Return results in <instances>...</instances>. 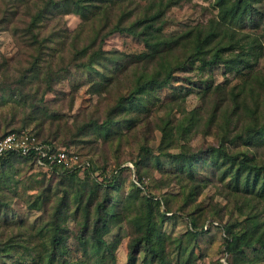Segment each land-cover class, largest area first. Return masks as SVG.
Segmentation results:
<instances>
[{
  "label": "rangeland",
  "instance_id": "1",
  "mask_svg": "<svg viewBox=\"0 0 264 264\" xmlns=\"http://www.w3.org/2000/svg\"><path fill=\"white\" fill-rule=\"evenodd\" d=\"M147 1L0 0V128L31 127L55 146L89 157L106 176L128 165L108 190L105 224L93 234L101 187L83 174L69 179L10 156L0 166V264H264V177L236 178L234 164L206 153L221 145L264 164V135L249 145L233 138L264 123V0L226 24L258 43V59L237 70L220 63L175 66L192 48L186 29L218 18L214 0H181L165 10L160 34L172 48L161 59L138 58L146 48L136 37L107 34L122 12L130 13L124 24L141 16ZM79 5L99 8L82 17ZM94 49L101 51L99 62L83 66ZM168 68L166 87L114 108L136 82L162 77ZM197 149L202 158L193 165L176 154ZM139 152L140 183L130 166ZM56 208L63 211L61 242L52 248ZM146 220L152 228L147 243ZM222 225L244 232L243 253L225 252Z\"/></svg>",
  "mask_w": 264,
  "mask_h": 264
},
{
  "label": "trees",
  "instance_id": "2",
  "mask_svg": "<svg viewBox=\"0 0 264 264\" xmlns=\"http://www.w3.org/2000/svg\"><path fill=\"white\" fill-rule=\"evenodd\" d=\"M112 2H121L123 0H109ZM255 0H214L215 6L218 9V18H211L205 23L198 22L194 25H191L186 29L185 35L188 37L192 35L193 43L192 48L185 51L184 58L175 64L179 68H184L191 65L194 62H198L205 67H212L213 65L223 64L227 70H237L240 65L244 67H250L251 61H256L260 55V52L257 50L258 43L255 42L253 38L247 39V35L236 33L234 29L228 28L226 26L230 21H240L243 19V16L249 15L251 12L252 2ZM181 0H148L147 3L143 6L145 9L142 11V15L138 16L136 19L129 21L127 24H124L122 20L127 19L130 16V13L122 12L120 18L117 22L110 25V29L107 32H117L129 34L133 37L138 38L143 45L145 50L141 51L136 55L140 59H149V58H158L161 59L165 54L171 50V44L166 40L161 34L160 30L162 28L163 22L165 21L164 12L166 9L174 6H179ZM48 5V3H47ZM49 6H56V2L50 3ZM80 6V15L84 17L86 13H97L99 5H95V10H89L90 6ZM142 6V5H141ZM45 10L42 9L41 11ZM106 35V34H105ZM85 52V47L81 48V53ZM101 51L99 49H94L91 51L83 66L95 64L99 62ZM171 68L163 72L162 77H158V74L152 75L145 78L139 82H136L132 91L126 96H121L115 103L114 108H117L119 111L123 110L124 106L130 107L131 104L138 102L140 99V94L144 92H149L152 89H160L166 87L167 84L171 81ZM124 101L125 103H122ZM109 120L105 121L103 125L106 124ZM103 125L98 127L106 128ZM23 127L28 128L37 138L45 142L46 144L54 145L52 141L45 138L39 137V135L34 131L33 128L28 126H20L15 128H10L3 130L0 128V133H6L9 131H15ZM97 127V126H96ZM163 136L166 137L168 130L163 126L161 128ZM261 135H264V123L258 127L254 125L248 127L244 130L243 134L236 133L233 138L239 139L244 144L249 145L254 142ZM69 151L78 153L77 151L70 149L68 147L62 146ZM141 151H148L147 147L141 146ZM202 150L197 149L194 152L179 151L177 155H183L186 158L188 164L193 165V162L199 158H202ZM211 153L215 157L220 156L225 159L227 162L234 164L235 166V177L238 178L240 173L253 175H260L264 177V164H257L254 161V156L248 151H238L233 154L227 153L221 145L210 146L206 153ZM205 154V153H204ZM16 155L22 158H27L19 153H7L0 155V166L5 165L8 162L10 156ZM159 155L173 156V153H160ZM175 155V154H174ZM88 164L82 168L74 169H63L60 166L53 165L50 167V171L54 174L66 178H73L77 174H83L90 177L99 187L105 191V196L103 202L96 206V217L94 219V232L105 224L103 214L105 213V204L104 202L108 199L109 193L108 190H112L117 187V177L118 173L121 170L126 168L123 165L112 172L109 175H104L102 168L98 167L92 163L89 157L86 158ZM142 162V157L140 152L138 153L136 159L133 163L130 164L133 170V176L135 180L140 183V175L138 173L139 163ZM142 186V184H141ZM137 190L140 188L137 185ZM144 189V188H143ZM144 195L146 197L152 198V195L145 189ZM63 217V211L60 208H56L53 213L52 225L54 231L50 236L51 247L54 248L61 242V230L62 225L60 224ZM189 226L193 230L195 224L193 218L188 216ZM98 223V224H97ZM205 228V227H204ZM152 231L151 222L146 220L144 239L145 243L149 242L150 233ZM222 231L225 233L224 237V250L227 253L240 254L244 250L241 246L243 233H236L228 230L225 226L222 225ZM96 242H104L101 237L94 235L93 236ZM143 238H140L142 240ZM82 240V239H81ZM240 242V243H239ZM260 242L264 245V240L260 239ZM246 244V241H242ZM109 247V246H107ZM150 251L153 255H159L158 252L161 250L158 246L153 247L149 243ZM109 253L112 254V249H109ZM130 264V263H129Z\"/></svg>",
  "mask_w": 264,
  "mask_h": 264
},
{
  "label": "built area",
  "instance_id": "3",
  "mask_svg": "<svg viewBox=\"0 0 264 264\" xmlns=\"http://www.w3.org/2000/svg\"><path fill=\"white\" fill-rule=\"evenodd\" d=\"M7 153L26 156L34 165L44 169H50L53 165L63 169H74L88 164L86 159L80 158L73 151L46 144L26 127L0 133V155Z\"/></svg>",
  "mask_w": 264,
  "mask_h": 264
}]
</instances>
